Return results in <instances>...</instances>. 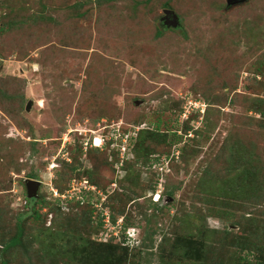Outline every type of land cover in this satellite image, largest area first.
Returning a JSON list of instances; mask_svg holds the SVG:
<instances>
[{
    "label": "rangeland",
    "instance_id": "374dc122",
    "mask_svg": "<svg viewBox=\"0 0 264 264\" xmlns=\"http://www.w3.org/2000/svg\"><path fill=\"white\" fill-rule=\"evenodd\" d=\"M142 128L161 140L137 178ZM248 163L264 168V0H0V264H264V203L225 221L206 191ZM62 223L71 240L46 235Z\"/></svg>",
    "mask_w": 264,
    "mask_h": 264
},
{
    "label": "trees",
    "instance_id": "16d2710c",
    "mask_svg": "<svg viewBox=\"0 0 264 264\" xmlns=\"http://www.w3.org/2000/svg\"><path fill=\"white\" fill-rule=\"evenodd\" d=\"M238 4H240V3H238ZM5 15L9 19L4 20L3 24L6 25L8 28L11 27V25L13 26L14 22H15V25L16 24L19 25V24L27 23V20H28V19L17 20L14 18V16H12L11 12L6 13ZM48 18L50 19V16ZM158 34H161V32H159ZM197 131L198 130H196V133L199 134L198 133L199 131L198 132ZM159 133L160 132L156 129L148 130V129L142 128V129H140V131L137 133V135L135 137H132V138H135L133 140L134 144L132 146V149L134 150L137 158L135 161L133 160L130 163H128V165H127L129 167V173H131V176H134L137 178L139 176L137 169L134 168V166H136V164L138 162V159L145 158L146 160H148L150 155L152 153H155L159 149V147H160L159 145L155 146V141L161 140V138L158 139V137L160 136ZM194 138H191V139L193 140ZM189 147L190 146L188 143L183 145L182 152H181V154L183 156L185 154H187V151L185 150V148L188 149ZM146 160H145V163L147 162ZM238 168H239L238 169L239 171H238L237 176H239L238 179H239V181H241L238 183H236V181H233V180L230 182H227L225 180V183H224V182H222V180H217V178L215 177L213 172L209 173L210 176L208 178V181H209L208 184L212 185V189H206V191L215 190L216 193L221 194L222 196H227V198H228L229 202H226L227 206L224 205V201L219 203V204H214L216 209H217V211L215 212L216 214H214V215L218 218L224 219L225 221H233V216H232V214H230L232 211L229 212V208H230L229 204L230 203L231 204L238 203V202L244 203L245 201H248L250 203L253 202V204L260 203L259 205L264 203V168H257L256 166H254V164H249V163L243 164V165H241V167H238ZM73 169H75V168L73 167ZM259 169H261V171H259ZM94 180H95V182L98 181L97 179H94ZM247 180H253L252 184L254 186V189H252L253 191H251L249 194H246V192H245L246 191L245 182H248ZM224 184H226L228 186L227 189L224 187ZM234 191H236V192L234 193ZM219 197H221V196H219ZM239 198H242V201H239ZM31 200L34 201V199H31ZM37 202L38 201H35V203H37ZM35 203H34V206H35ZM33 208H34V210L36 209L35 207H32V209ZM224 208L226 211H224ZM235 210H237V209H235ZM248 217H250V216H248ZM22 221H23L22 217L18 219V221L16 222V227H17L16 234L14 236H12L10 238V240H7L4 244L1 245L2 250L5 251V250H8L9 248H13V247L17 246L18 244H20L21 240H23L24 227L22 225ZM232 223H234V222H232ZM100 224H102V223L100 222ZM65 226L66 225H64V223H62L60 225H56L54 227L49 228L48 230L46 229L47 231L45 233H46V235L52 236L54 238H56V237L65 238V236H66V239L69 238L68 240H71L72 237L70 238L69 235L68 236L66 235V232H67L66 228L67 227L65 228ZM243 230H245L244 226H243ZM243 232L244 233H242L240 235V238L237 240H245L246 241L245 246L247 248H249L250 250H253L254 247L255 248L258 247L257 246L258 244L256 242V240H258V235L254 231H251V229H248V228ZM67 233H69V232H67ZM109 243H112V242H109ZM112 244H114V243H112ZM108 245H110V244H108ZM110 246H111L110 248H105V251L113 248V251H112V253H113L114 248L116 246H114V245H110ZM245 246H244V248H246ZM88 248H89V246H88ZM192 252H194V251H192ZM97 253L99 255L98 254L95 255L96 256L95 257V264H100L99 263L100 261H102L103 263L108 261L109 264H111V262H112V264H115V262L112 261V259H111V253L108 254L105 252L106 256H104V257L101 255L102 254L101 252H97ZM81 254H84V252ZM184 256H186V255L184 254ZM189 257H191V256L189 255ZM79 260L81 261V258ZM81 263H82V261H81Z\"/></svg>",
    "mask_w": 264,
    "mask_h": 264
},
{
    "label": "water",
    "instance_id": "95a60500",
    "mask_svg": "<svg viewBox=\"0 0 264 264\" xmlns=\"http://www.w3.org/2000/svg\"><path fill=\"white\" fill-rule=\"evenodd\" d=\"M246 0H228V4L229 5H234V4H238L241 2H245ZM165 18L171 20L170 23L172 22L173 26H178L179 24V17L178 15L175 13L174 10L172 9H165ZM167 23V21H166ZM41 182L39 180L36 179H28L26 182V187H27V191H28V196L30 198H36L38 197V189L40 187Z\"/></svg>",
    "mask_w": 264,
    "mask_h": 264
},
{
    "label": "bare ground",
    "instance_id": "6f19581e",
    "mask_svg": "<svg viewBox=\"0 0 264 264\" xmlns=\"http://www.w3.org/2000/svg\"><path fill=\"white\" fill-rule=\"evenodd\" d=\"M98 141H99V139H97V143H96V145H98V146H99L100 144L98 143Z\"/></svg>",
    "mask_w": 264,
    "mask_h": 264
},
{
    "label": "clouds",
    "instance_id": "9594fccd",
    "mask_svg": "<svg viewBox=\"0 0 264 264\" xmlns=\"http://www.w3.org/2000/svg\"><path fill=\"white\" fill-rule=\"evenodd\" d=\"M158 196H159V194H158ZM156 198V197H155ZM157 201V200H156Z\"/></svg>",
    "mask_w": 264,
    "mask_h": 264
}]
</instances>
